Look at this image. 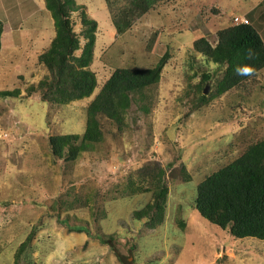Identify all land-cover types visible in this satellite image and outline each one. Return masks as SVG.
Here are the masks:
<instances>
[{"label": "rangeland", "instance_id": "1", "mask_svg": "<svg viewBox=\"0 0 264 264\" xmlns=\"http://www.w3.org/2000/svg\"><path fill=\"white\" fill-rule=\"evenodd\" d=\"M31 1L5 0L7 24L19 27L1 32L0 91L19 93L0 96V264H264V239L234 238L194 206L205 176L264 138V68L218 94L224 67L193 48L198 37L214 45L218 30L253 6L244 14L264 40V2L159 0L117 33L111 11L126 0H110V9L106 0H75L78 37L83 13L97 22L89 65L97 85L53 104L27 92L46 73L38 57L56 33L49 11ZM165 52L160 81L144 89L148 112L132 106L120 127L101 118L100 139L74 160L52 155L49 136L84 132L86 108L115 68L151 67Z\"/></svg>", "mask_w": 264, "mask_h": 264}, {"label": "trees", "instance_id": "2", "mask_svg": "<svg viewBox=\"0 0 264 264\" xmlns=\"http://www.w3.org/2000/svg\"><path fill=\"white\" fill-rule=\"evenodd\" d=\"M158 1L126 0L127 5L122 11H111L115 31L125 32L134 19L144 15ZM106 2L110 9V0ZM44 3L51 13L56 33L49 47L38 57L46 73L37 84L30 85L27 92H38L41 100L53 104H65L87 97L97 85L96 75L89 68L97 22L83 13L80 17L83 26L80 39L73 30L69 13L83 6L75 0H44ZM248 16L251 19L249 24H232L218 30L214 45L205 37H198L193 42L197 52L224 67L218 82V94L237 87L264 68V42L259 34L261 25L255 26L252 15ZM2 25L0 20V48ZM168 58L169 53L165 52L151 67L115 68L86 108L84 132L81 135L65 133L49 136L52 155L66 161L74 160L80 150L100 139L101 118L120 127L132 106L143 113L148 112V104H143L146 95L144 89L160 81ZM18 93V90H2L0 96ZM206 97L202 94L194 107L205 102ZM159 173L153 186V205L159 208L160 218L167 185L163 182L165 171L160 169ZM194 206L203 218L222 229H228L234 238L264 239V138L248 145L238 156L205 176L196 187ZM146 209L138 213L148 215Z\"/></svg>", "mask_w": 264, "mask_h": 264}, {"label": "crops", "instance_id": "3", "mask_svg": "<svg viewBox=\"0 0 264 264\" xmlns=\"http://www.w3.org/2000/svg\"><path fill=\"white\" fill-rule=\"evenodd\" d=\"M262 2H264V0H262ZM261 2V3H262ZM31 3L33 4V0L31 1ZM34 3L37 4V6L39 7V11L41 12V9L45 7V3H44V0H34ZM255 6L251 7L249 10L247 11H244V12H241V11H238V12H241V13H247L249 12L251 9H253ZM45 9H47L45 7ZM48 10V9H47ZM49 11V10H48ZM8 12H10L8 9H7V6H6V3H5V0H0V20L2 21V33L3 32H6V31H11V30H16L18 29L19 27V23L18 21H12V25H8L7 22H11L9 19H5L6 15H9ZM14 12V11H13ZM15 13V12H14ZM50 13V11H49ZM51 14V13H50ZM264 16V10H262V12H260L259 14V17H263ZM4 20V21H3ZM8 20V21H7ZM53 20V19H52ZM264 20V19H263ZM48 22V21H47ZM264 22V21H263ZM262 29L259 30V34L261 32ZM261 36V34H260ZM262 38V36H261ZM263 40V38H262ZM4 41H1V43H3ZM264 42V40H263Z\"/></svg>", "mask_w": 264, "mask_h": 264}, {"label": "built area", "instance_id": "4", "mask_svg": "<svg viewBox=\"0 0 264 264\" xmlns=\"http://www.w3.org/2000/svg\"><path fill=\"white\" fill-rule=\"evenodd\" d=\"M232 24L237 25V24H249L250 21L249 19L246 17V14L241 13V12H236L233 16H232Z\"/></svg>", "mask_w": 264, "mask_h": 264}, {"label": "water", "instance_id": "5", "mask_svg": "<svg viewBox=\"0 0 264 264\" xmlns=\"http://www.w3.org/2000/svg\"><path fill=\"white\" fill-rule=\"evenodd\" d=\"M208 91V85L205 86L203 93H206Z\"/></svg>", "mask_w": 264, "mask_h": 264}, {"label": "bare ground", "instance_id": "6", "mask_svg": "<svg viewBox=\"0 0 264 264\" xmlns=\"http://www.w3.org/2000/svg\"><path fill=\"white\" fill-rule=\"evenodd\" d=\"M149 18V17H148ZM126 32V31H125ZM131 66V65H130Z\"/></svg>", "mask_w": 264, "mask_h": 264}]
</instances>
